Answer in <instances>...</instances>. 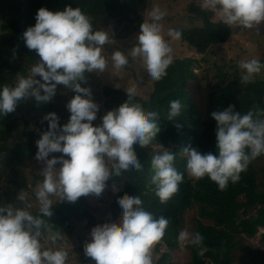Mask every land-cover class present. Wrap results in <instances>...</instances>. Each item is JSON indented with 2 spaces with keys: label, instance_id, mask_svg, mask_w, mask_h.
Here are the masks:
<instances>
[{
  "label": "clouds",
  "instance_id": "clouds-1",
  "mask_svg": "<svg viewBox=\"0 0 264 264\" xmlns=\"http://www.w3.org/2000/svg\"><path fill=\"white\" fill-rule=\"evenodd\" d=\"M201 7L214 12L230 28L239 25L254 29L264 22V0H203ZM149 15L152 22L140 25L135 46L127 54L119 50L112 53V67L117 75L131 57L142 60L153 81L167 76L173 49L159 23L167 12L153 6ZM35 20V25L23 32L22 39L29 50L36 52L39 61L27 78L20 75L14 87L6 85L0 91V115L7 116L20 102L32 98L38 104L51 102L59 85L76 94L66 104L70 113L68 122L61 126L55 112L46 114L42 122H48V130L35 142L38 149L35 159L44 165L43 181L35 190L40 215L31 214L28 209L32 205L23 194L17 197L23 207L0 206V264H66L67 250L44 249L40 241L41 229L48 227L43 217L49 219L53 215L50 197L75 203L82 196H101L110 178L120 176L123 171L142 170L134 145L149 146L161 131L158 113L145 112L140 104L132 103L137 94L135 87L126 89L128 99L108 111L99 126H94L100 106L92 99L91 88L82 84L87 83L86 73L106 71L108 61L102 55V48L111 42L108 33L94 30L91 17L70 5L55 12L42 7ZM167 35L180 40L182 33L169 29ZM238 67L241 83L248 84L254 82L264 65L253 58L240 61ZM115 87L120 88L119 84ZM181 108L179 99L170 101L167 119L174 122L181 115ZM211 116L216 121L218 155L201 153L191 145L184 147L181 154L187 160L189 176L197 180L207 176L223 191L229 181L238 182L249 164L264 154V109L256 108L242 115L230 105ZM53 153L62 155L49 159ZM175 158L173 152L166 150L151 159L154 173L151 183L163 205L179 191L184 179L174 167ZM113 190L119 191L115 185ZM117 203L122 209L119 221L92 228L90 240L83 247L85 257L95 264H153L152 248L164 237L170 220L164 216L154 218L144 209L139 195L125 194L118 197ZM49 239L56 245L63 235L52 232ZM203 241L198 232L184 230L178 236L181 248L190 243L200 249L201 256L207 251Z\"/></svg>",
  "mask_w": 264,
  "mask_h": 264
},
{
  "label": "trees",
  "instance_id": "trees-1",
  "mask_svg": "<svg viewBox=\"0 0 264 264\" xmlns=\"http://www.w3.org/2000/svg\"><path fill=\"white\" fill-rule=\"evenodd\" d=\"M147 1L0 0V91L6 85L14 87L20 75L27 78L31 68L39 61L36 52L25 46L22 37L29 26L35 25V16L40 8L55 12L63 11L69 5L73 8L79 7L91 17L94 30L106 31L110 39L117 41L120 36L116 30L110 28L107 31L105 28L113 22L125 23V36L139 34L140 25L144 23ZM202 2L191 0L188 4L189 19L195 25L179 31L182 33V42L187 43L198 54H207L212 47L228 41L233 33V26L230 28L220 19L215 20L214 12L202 10ZM135 44L136 42L120 47L115 43H107L103 47L111 46L116 48V51L127 54ZM200 63L201 60L194 57L175 59L167 69V76L161 81H154L149 98L138 95L133 98L132 103L140 104L145 112L158 113L157 123L161 131L149 146L134 145L143 165L141 171H123L120 176L112 177L107 182V187L115 185L119 189L111 203L110 215L116 220L120 219L122 209L117 203L118 197L125 194L139 195L144 209L154 218L164 216L170 220L164 237L155 244L156 251H160L163 246L167 251L156 262L153 261V264H174L170 253L180 247L178 236L183 230L185 214L194 206H198L199 219L195 233L198 232L204 237L203 247L207 251L201 256L198 254L199 248L187 243L186 247L191 254L188 264H235L236 251H242L248 258L240 260L237 264H264V248L246 243V238H255L264 228V166H256L253 160L247 170L241 173L238 182L229 181L227 189L221 191L207 176L199 180L192 179L186 170L187 160L181 154L184 147L191 145L201 153L211 152L218 155L216 121L211 119V113L223 111L230 105H234L235 110L242 115L256 108L264 109V72L248 84L241 83V77L237 76L216 89L211 87L213 89L209 96L212 110L210 117L203 120L188 89L189 83L197 80L194 68ZM261 63L264 64V59ZM86 76L87 83L82 84L83 87L93 83V73H86ZM75 94L74 91L59 85L51 102L38 104L32 98L20 102L16 110L7 116L0 115V206L12 204L14 207L18 202V195L30 191L29 181L21 170L28 161L35 159L38 151L35 142L48 130V122H42V119L46 114L55 112L60 117L61 126L66 124L70 118L66 104ZM103 96V110L97 113L100 119L93 121L94 126H99L108 111L118 108L128 99L125 90L109 85L103 87ZM176 99L181 101L182 108L181 115L173 122L167 119V115L170 111V101ZM20 119L24 120L22 129ZM32 121L38 126L36 134L30 131ZM176 124L182 127L178 129ZM21 130L27 132L25 139L15 146L12 145L11 140ZM153 146L160 149L153 150ZM166 150L174 153V167L183 174L184 179L179 185V191L163 205L155 195V185L151 183L154 174L151 159L155 154ZM60 155L62 154H50L49 159ZM255 160L264 162V154ZM56 167L59 168L60 165ZM52 207V217H43L48 227L41 229L42 235L59 231L64 237L74 222L90 225L96 219V211L89 201V196H82L75 203L59 200ZM39 215V211L34 214ZM40 241L42 243L41 237ZM261 241L264 243V233ZM78 259L83 264H95L85 256Z\"/></svg>",
  "mask_w": 264,
  "mask_h": 264
},
{
  "label": "rangeland",
  "instance_id": "rangeland-1",
  "mask_svg": "<svg viewBox=\"0 0 264 264\" xmlns=\"http://www.w3.org/2000/svg\"><path fill=\"white\" fill-rule=\"evenodd\" d=\"M203 1V0H199ZM191 0H148L146 8L144 10V22H152L150 18V11L153 6H159L163 11L167 12V15L159 21L163 25V35L165 40L169 43L173 49L172 56L173 61L177 58L194 57L201 60L200 65L194 68L197 80L192 81L188 85V89L198 106L201 118L207 120L210 117V111L212 105L210 102V92L217 87L223 86L228 83L231 79L240 76V69L238 67L240 61L250 60L256 58L260 61L264 59V22L254 29L243 28L242 26H233V33L225 44L212 47L207 54H198L195 50L190 48L187 43L182 40H173L167 35L169 29L181 30L189 29L195 24L189 19L188 4ZM220 19L217 15L215 20ZM198 24H200L198 22ZM126 26L125 23L113 22L105 30L112 28L116 30L120 38L117 41L110 39L108 44H117L123 47L124 44L131 45L137 42V36L139 34L134 33L129 36H125L123 28ZM115 33V31H112ZM131 50V49H130ZM129 50V51H130ZM116 51L111 46L102 48V55L108 61V67L102 74L93 73V83L87 87L91 88L92 99L100 106L99 113L103 110L104 96L103 87L106 85L115 87V84H119L120 89L126 90L130 87L137 89V94L145 99L149 98L154 81L148 76L145 65L142 60L137 58L133 60L129 57V64L121 71L120 75L116 74V70L112 67L111 55ZM264 65L263 63H261ZM264 68L261 73L256 75L258 78L263 75ZM30 73V72H29ZM39 79V77H37ZM225 79V81H223ZM100 119L97 116L96 122ZM213 119V118H211ZM210 119V120H211ZM21 129L24 127V120L20 119ZM38 126L32 121L30 123V131L37 132ZM25 130H21L16 133L15 138L11 140L12 145H17L25 139ZM160 147L153 146V150H158ZM256 166H264V162L260 160H254ZM26 166L22 168L21 172L27 177L30 185V191H24L23 195L27 197L28 202L32 205L28 209L31 214H35L39 211V202L35 196L36 185L43 181L41 171L44 165L36 159L28 161ZM191 177V176H190ZM37 178V179H35ZM195 180V178L191 177ZM116 191L113 187H106L105 191L101 196L96 197L89 195V201L95 208L96 219L93 223L85 224L83 222H74L70 226L68 233L64 234L61 241H58L56 245H53L49 239L51 232L46 235H41L42 247L44 249L52 248H64L68 252V259L66 264H83L79 261L80 256H85L83 247L85 242L90 240V233L93 227L96 225H102L106 222H118L113 218L111 213V203L113 202ZM53 204L60 200L58 196L50 197ZM52 204V205H53ZM14 207H23L21 201L15 204ZM199 219V207L194 206L188 210L184 217L183 230H187L190 233L195 234L196 222ZM264 228L261 229L260 233L252 239L246 238V243L253 245L254 247L264 248V243L261 241ZM187 242L183 248L179 247L176 250L171 251L170 259L174 264H188L191 261V254L189 249L186 247ZM167 251V248L163 246L160 251L155 250V245L152 248V260L156 262L161 258V255ZM240 260H248L247 256L242 251H236L235 253V264Z\"/></svg>",
  "mask_w": 264,
  "mask_h": 264
}]
</instances>
